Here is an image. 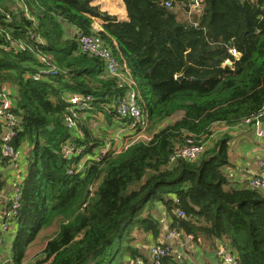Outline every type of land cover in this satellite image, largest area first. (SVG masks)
<instances>
[{"label":"trees","instance_id":"16d2710c","mask_svg":"<svg viewBox=\"0 0 264 264\" xmlns=\"http://www.w3.org/2000/svg\"><path fill=\"white\" fill-rule=\"evenodd\" d=\"M93 1L118 19L91 0H0V96L10 101V144L21 155L7 169L1 138L9 127L0 122L1 171H11L21 197L14 225L0 233L1 260L25 264L32 241L55 226L27 264H146L134 234L160 236V203L168 227L191 241L216 249L223 240L237 264H264V191L228 183V138L212 141L194 160L175 157L187 138L207 140L215 124L264 115V0ZM125 8L128 20H120ZM94 18L103 20L100 30L92 28ZM80 36L112 52L117 75L81 51ZM43 57L57 73L34 80ZM128 80L148 119L147 139L88 159L77 171L82 154L108 141L93 127L129 124L116 113ZM70 93L89 95L88 107L70 111ZM67 116L79 133L67 127ZM69 145L83 152L66 159Z\"/></svg>","mask_w":264,"mask_h":264},{"label":"built area","instance_id":"2783aa9c","mask_svg":"<svg viewBox=\"0 0 264 264\" xmlns=\"http://www.w3.org/2000/svg\"><path fill=\"white\" fill-rule=\"evenodd\" d=\"M192 5L193 9H198L197 2ZM79 44L81 51L98 57L103 62L104 71L106 73L111 75L118 74L119 66L114 58V55L100 42L90 36H80ZM229 52L234 58H238L239 53L235 48H230ZM41 60L44 66L37 73L32 75V79L34 80H38L43 76L49 77L57 73L55 68L51 66L50 59L43 57ZM223 64L231 65V62L229 60H226ZM127 82L128 87L125 90L124 95L121 97V99L118 100L116 104V113L120 118L129 120V124H122L123 126L131 129L130 131H133V133L135 134L143 133L147 129L148 119L147 116L142 112L140 99L138 97L139 94L135 88L134 81L128 80ZM0 98V122L6 123L9 127L1 138V154L3 155V157L8 158L10 165L15 166V164H18L21 159V155L19 154V152L15 151L10 144L11 137L13 136V132L11 131L10 127L14 124L16 118L14 115H12V113L8 112V109L10 108V101L4 95H1ZM90 101L91 97L89 95L72 94L68 96L67 104L69 110L72 111L73 109L87 108ZM65 121L69 129H75L76 131H78L74 121L70 116H67L65 118ZM245 123H250V121L246 120ZM144 139H147V137L145 136ZM130 143L131 141L129 142V144ZM209 143H211L209 138L202 143L195 142L193 139L187 138L185 140V143L177 149L175 157L194 160L205 151ZM128 145H125L122 140L117 138L108 140L105 144L100 145L95 150L93 149L91 152H85L84 154H82V158L78 163L79 166L77 168V171L83 170V168L85 167L84 162L86 160H97L100 156L105 155L107 152H117L121 149L126 148ZM82 152L83 147H75L73 145L63 147V156L66 159L73 155H80ZM256 165L257 173L249 178V180L247 181V186L252 189L264 191V158L258 159L256 161ZM70 172L71 171H69V173ZM20 207V186H18L17 183L13 186L10 204L2 210V221L0 222L1 232L5 233L10 230V228L12 227L11 223L15 220ZM177 216L183 217L184 212L178 210ZM178 236L179 232L176 229L169 228L163 234V239H160L148 248L150 259L147 260L146 264H163V259L170 255V247L168 245V241ZM186 238L189 239L187 236ZM216 255L219 259L218 264H237V257L230 250V248L225 245H221L218 247ZM135 262L137 264H143L141 263L140 259L135 260Z\"/></svg>","mask_w":264,"mask_h":264},{"label":"crops","instance_id":"0c3cea01","mask_svg":"<svg viewBox=\"0 0 264 264\" xmlns=\"http://www.w3.org/2000/svg\"><path fill=\"white\" fill-rule=\"evenodd\" d=\"M91 1L95 4L93 0ZM101 10L112 14L106 9L102 8ZM119 19L128 20L126 8L124 9V15ZM102 23V19L94 18L92 28L94 30H100ZM73 31V28L68 27V33H72ZM70 95H72V93L68 94V96ZM174 119L175 118H170L165 120L159 125V127H163V125L167 124V122L170 123ZM258 122L260 123L259 129L257 128ZM221 137L228 138L226 146L227 162L223 167V172L227 177L228 183L234 187L247 186L249 178L257 173L256 161L260 158H264V115L259 116L255 119V121L250 123L243 122L242 124L232 126L215 124L211 132V136L209 137L210 142L212 143V141H217ZM13 168L14 166H7V169ZM10 172H2L4 183L0 188V222L2 221V210L10 204V200L12 198V186L15 178L8 175L11 174ZM155 217L159 220V222L163 223V221H165L167 224H170V219L164 212L160 203H156ZM13 225L14 222L12 221L11 226ZM164 232L161 229V235L156 239H154L152 235L147 234V243H142V247L138 246L139 252L142 255L141 257L144 258V260L150 259L148 250L149 247H147L148 244H151L153 241L156 243L160 239H163ZM174 239L168 241V245L171 242L173 246V253L169 255L173 262L172 264H218L219 259L216 255V250L219 246L225 245L223 240H218L217 248L215 249L210 247L207 241H202L200 239L198 242H194L190 239L187 240L186 236L181 234L178 238V242L176 239L174 241ZM172 241H174V243ZM2 252L3 249L0 248L1 255ZM1 257L2 256H0V264L6 261V259L1 260ZM127 264L137 263L134 260L127 262Z\"/></svg>","mask_w":264,"mask_h":264},{"label":"rangeland","instance_id":"374dc122","mask_svg":"<svg viewBox=\"0 0 264 264\" xmlns=\"http://www.w3.org/2000/svg\"><path fill=\"white\" fill-rule=\"evenodd\" d=\"M97 6L99 7V5H97ZM100 9H102V8H100ZM181 13L184 14V12L180 11V14H179L180 16H181ZM114 17H116V16H114ZM184 17H186V14H185ZM92 121H94V119H92ZM103 126H105V125H101V126L99 125V126L93 127L95 136L104 137L105 140H109V139H112V138L113 139L117 138V139L122 140L125 145H128L129 142L132 141V140L133 141H135V140H145L144 137L148 136V133H147L148 130H146L143 133L135 134V133H133V131H130L131 129H129V128L123 126V125H120V124H113L109 128H106V130H104V131H103ZM154 211H156V208H155ZM168 225L169 224H167L165 221H163V223L159 222L160 232H161V229H162L163 232L164 231L166 232L169 229ZM52 229H55V226L53 228H50V229L46 230L47 232L46 231H43V232L41 231L36 236L34 241H32L31 245L27 248V256H26V258L24 260L25 264L32 263V262L36 261V259H37L36 255H38L39 252L41 251V249L43 247V242L45 240V237H43V235H45L46 233L50 234L52 232ZM147 234H149V233H138V232L135 233L134 235L136 237V240H135L134 245L137 246V247L138 246L142 247V245H141L142 243L146 244L147 243ZM159 235H161V233ZM179 237H180V233H179V236L175 238L177 240V242H178V238ZM175 239H174V241H175ZM174 241H172V242L174 243ZM154 243L155 242L153 241L151 244H148L147 247H150ZM169 247H170V254H171V253H173V246H172L171 242L169 243ZM127 262L128 261L126 259V263Z\"/></svg>","mask_w":264,"mask_h":264},{"label":"water","instance_id":"95a60500","mask_svg":"<svg viewBox=\"0 0 264 264\" xmlns=\"http://www.w3.org/2000/svg\"><path fill=\"white\" fill-rule=\"evenodd\" d=\"M188 54L192 55L194 58H198L201 55V51H197V52L188 51ZM227 64H229V63H227ZM182 78H183L182 75H179V76L176 77L177 80H180ZM194 80H197V79H194ZM48 128L51 130L50 126ZM257 128L258 129L260 128V123L259 122L257 124ZM11 166H13V165H11ZM2 264H10V262L8 260H6Z\"/></svg>","mask_w":264,"mask_h":264}]
</instances>
